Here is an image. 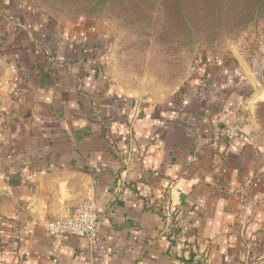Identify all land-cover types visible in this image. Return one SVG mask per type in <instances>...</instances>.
<instances>
[{
	"label": "crops",
	"instance_id": "obj_1",
	"mask_svg": "<svg viewBox=\"0 0 264 264\" xmlns=\"http://www.w3.org/2000/svg\"><path fill=\"white\" fill-rule=\"evenodd\" d=\"M100 63L87 33L0 0V264H264V149L245 128L217 138L253 89L247 69L227 54L152 99ZM85 202L93 246L47 234Z\"/></svg>",
	"mask_w": 264,
	"mask_h": 264
},
{
	"label": "rangeland",
	"instance_id": "obj_2",
	"mask_svg": "<svg viewBox=\"0 0 264 264\" xmlns=\"http://www.w3.org/2000/svg\"><path fill=\"white\" fill-rule=\"evenodd\" d=\"M162 1L25 0L47 27L75 26L90 35L99 67L135 97L169 95L197 69L211 70L232 53L253 84L241 91L238 122L264 149V12L250 19L248 0L237 10L225 6L213 13L202 11L197 0Z\"/></svg>",
	"mask_w": 264,
	"mask_h": 264
},
{
	"label": "built area",
	"instance_id": "obj_3",
	"mask_svg": "<svg viewBox=\"0 0 264 264\" xmlns=\"http://www.w3.org/2000/svg\"><path fill=\"white\" fill-rule=\"evenodd\" d=\"M95 111V118L105 130V123L102 121L96 105L93 107ZM3 110L2 101L0 98V114ZM1 126V122H0ZM243 128L240 123L229 125L217 133V138L225 139L231 144L239 135L242 133ZM180 190V189H179ZM161 216L166 219L167 225L176 223L177 220L170 218L169 208L167 204H163L160 208ZM101 227V217L93 209L90 203H82L79 205H67L63 212L49 221L45 225V231L52 237L57 236H72L77 238L86 239L90 245H94L96 242L97 235ZM175 245L173 244V248Z\"/></svg>",
	"mask_w": 264,
	"mask_h": 264
},
{
	"label": "trees",
	"instance_id": "obj_4",
	"mask_svg": "<svg viewBox=\"0 0 264 264\" xmlns=\"http://www.w3.org/2000/svg\"><path fill=\"white\" fill-rule=\"evenodd\" d=\"M181 0H171L173 4H178ZM185 4L192 3V0H182ZM196 5L201 7V10L208 13H213L222 10L225 6L234 8L237 10L241 3H245L243 0H197ZM243 1V2H242ZM163 5L168 4L166 0L162 1ZM245 10L249 14V18L255 17L257 14L260 15L264 12V0H248V6L245 5ZM249 19V20H250Z\"/></svg>",
	"mask_w": 264,
	"mask_h": 264
}]
</instances>
